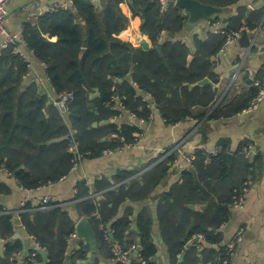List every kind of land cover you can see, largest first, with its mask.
Wrapping results in <instances>:
<instances>
[{"label":"trees","instance_id":"16d2710c","mask_svg":"<svg viewBox=\"0 0 264 264\" xmlns=\"http://www.w3.org/2000/svg\"><path fill=\"white\" fill-rule=\"evenodd\" d=\"M122 1L104 0V10H100L93 0H74L72 7L49 11L24 29V41L33 55L46 64L57 97L73 93L74 99L66 108L75 130L73 136L55 101L41 93L37 83L25 84L28 63L15 51V45L0 55V168L6 169L20 187L36 190L68 176L75 164L74 154L69 151L73 137L87 158L99 157L106 150L119 151L136 142V134L142 131L137 120L152 118V104L167 124H175L196 116L192 107H205L207 112L218 101L215 88L200 85L199 81L216 75L214 58L227 35L216 30H210L206 38L196 34L193 45L177 38L162 41L164 32L179 34L184 30L189 21L186 11L174 3L164 11L158 0H129L134 15L143 20L142 31L153 43L148 50L137 48L118 38L128 25V18L120 9ZM199 1L227 12L243 0ZM263 19L264 6L252 10L240 5L235 14L226 17L223 27L228 33H244L258 28ZM217 21L222 22L219 14L212 19ZM158 45L163 47L161 51L156 48ZM257 92L254 88L244 90L232 100H222L210 114L201 112L198 117L236 115ZM127 112L136 121L119 120ZM220 146L223 151L210 161L206 149H198L193 167L160 195L157 217L171 264H225L229 243L234 239L223 244L225 236L220 228L229 221L236 199L245 195L254 162L244 152L245 146L229 164V147L225 142ZM176 158L173 153L137 177H133L136 171H119L113 181L97 179L93 190L103 192L100 201L90 197L92 188L86 180L77 183L76 211L94 227L97 254H93L87 240L79 238L75 239L76 248L70 250L77 222L64 202L52 201L44 209H35L31 201L26 202L20 213L23 224L46 250L47 264H79L91 253L92 264H104L114 258L117 245L124 250L132 245L139 247V257L131 258L129 264L141 260L159 264L153 261L159 248L151 210L143 209L136 219L138 231L134 233L138 238L131 231L133 210L128 207L121 217L117 215L124 203L151 196L168 176ZM115 182L121 184L115 186ZM10 192L9 184L0 181V196ZM197 204L205 208L191 207ZM13 217L0 206V239L6 241L0 264H16V257L22 253L26 264H42L43 257L37 249L23 252L24 244L13 239ZM105 229L112 231L113 240ZM200 234L205 240L193 243L191 240ZM35 250L37 255L32 256Z\"/></svg>","mask_w":264,"mask_h":264},{"label":"crops","instance_id":"0c3cea01","mask_svg":"<svg viewBox=\"0 0 264 264\" xmlns=\"http://www.w3.org/2000/svg\"><path fill=\"white\" fill-rule=\"evenodd\" d=\"M33 2L35 4L32 6ZM73 3L74 0H12L8 4V27L18 35L19 50L28 53L29 59L33 64V69L30 72L28 70L24 76L25 84L27 85L31 82L37 83L41 93L47 94L52 100L58 97L52 88L50 77L47 74V66L45 63L40 62L26 44H24L23 32L28 24L35 23L40 16L49 12V8L53 6L72 7ZM93 4L100 10H104V0H93ZM240 5H246L254 10L263 7L264 0H243L238 5L232 6L229 11L221 12L219 14L222 20L221 26L224 25V20H226L228 15L237 12ZM120 9L128 18V25L118 34V38L124 42L131 43L137 48H143L141 42L146 38L151 44L150 48H152L153 43L148 34L142 31L143 20L140 16L134 15L129 0H123L120 3ZM214 16L199 22L189 20L181 33L177 34L173 32L176 34L175 36H171V32H164L162 41L177 38L193 45V37L196 34L202 38H206L210 30L215 31L217 26L212 22ZM247 31L252 40L250 48H242L236 41L225 51L219 55H215L216 75L211 78H204L209 79L211 83H201L204 79L199 81L200 85L210 84L215 88L219 97L216 104L207 112L205 107L194 106L192 109L196 116L175 124H167L155 105L152 118L149 121H143V119L137 120V124L142 131L136 134V145L121 149L113 154L85 158L76 170L73 169L61 181L36 190H27L20 187L18 181L11 177L6 169L0 168V181L8 183L11 187L9 194L0 196V206L14 215L15 232L13 239L20 240L24 244L23 252H29L32 249H37L39 246L36 240L28 233L22 221L20 209L25 199H28L34 205H38L40 200L47 196H50L54 201H62L78 223L81 217L76 211L75 203L79 199L75 197L77 194L76 186L80 180H86L90 184L92 188L90 190V197H96L97 201H100L103 198V192L93 190L97 179L108 178L113 181L119 171H136L137 173L133 177H137L160 162L163 159L162 154L167 150L174 149L176 151L182 148L187 153H191L204 148L207 152H211L218 148L222 142H225L229 147L230 153L234 154L232 161L229 160L228 156L229 164L233 163L236 156H238L239 150L241 148L243 150L245 146L248 147V157H250L254 164L249 173V183L244 195V206L237 207L233 204L229 221L220 228L225 236L223 244H228L230 240L235 239L238 231L242 230L243 239L239 242L236 254L233 256L230 264H264V100L257 110L240 112L228 118L209 119L208 116L204 118L198 117V114L201 112L210 114L224 99L232 100L244 90L249 88L256 89L254 80L264 67V19L258 28ZM2 39L3 36L0 35V42ZM236 73H238L237 78L234 77ZM119 81H122V79H119ZM142 94L143 96L147 95L146 92H142ZM146 97L149 96L147 95ZM61 110L66 123L71 129L70 134L73 136L75 130L72 129L67 109ZM126 118L135 120V116L128 112L125 117H120L119 120ZM95 123L98 126V122ZM192 167L193 162L189 163L187 160L179 159L174 163L164 182L153 191L151 196L142 201H128L119 209L118 217H121L128 207L133 210L132 218L134 222L131 231H133L134 238H138L134 231L137 230L136 219L139 213L143 209L148 208L151 210L154 218L153 234L159 248L156 256L159 264H171L169 252L164 243L157 217L160 195L165 191H169L175 182L181 180L183 172ZM128 180L124 182H128ZM120 184L114 183L115 186ZM191 207L199 210L205 208L202 204ZM204 240L205 236L200 234L196 235L191 241L193 243H201ZM76 246V241L70 239V250H74ZM133 254L134 252L131 253L130 259ZM1 256H5V250L4 255L1 254ZM68 256L70 257V255ZM183 256L184 254L180 255V260H182ZM15 261L16 264H26L24 253L18 255ZM92 262L93 254L91 253L87 260L81 261L79 264H92ZM104 264H116V261L114 258H111L110 261L104 262ZM200 264H203V262H200Z\"/></svg>","mask_w":264,"mask_h":264},{"label":"built area","instance_id":"2783aa9c","mask_svg":"<svg viewBox=\"0 0 264 264\" xmlns=\"http://www.w3.org/2000/svg\"><path fill=\"white\" fill-rule=\"evenodd\" d=\"M12 0H0V35L3 36L2 41L0 42V55L3 53V51L7 48H9L11 45H15V51L18 52L21 57L28 63V68H29V72L33 69V64L29 59V54L26 52H23L21 50H19L18 48V35L14 32H12L9 27H8V18H9V10H8V4L9 2H11ZM161 2L162 4V9L164 11L168 10L169 6L171 3H174V1L171 0H158ZM35 4V2L32 3V6ZM65 6H57V7H51L49 8L48 11H54L57 10L59 8H64ZM220 21L214 22V25L217 26V28L215 29L217 32L220 33H225L227 35V40L225 42V44L222 46V48L219 50V52L217 53V55H219L221 52L225 51L230 45L234 44L241 36H242V32L241 31H234V32H226L225 28L223 27V25H220ZM24 44L27 43L24 41ZM235 78L238 77V73L235 74L234 76ZM254 85L256 87V89L258 90L257 94L255 95V97L251 100V102L249 103V105L242 111V112H251V111H255L258 109V107L260 106L261 102L264 100V67L262 70V74L260 77H257L254 80ZM61 98L60 101H57V98L54 99L55 104H57L60 109L65 110L67 108V105L69 102H71L74 99L73 93H68L64 96L59 97ZM153 108L155 107V104H152ZM121 118L124 117V114H121L120 116ZM143 121H145L143 119ZM136 142H133L129 145H127L124 148H130L133 147L134 145H136ZM124 148H120L124 149ZM69 151L72 152L74 154V167L73 169L76 170L80 163L87 158L86 157V153L82 152L80 150L79 147V143L77 142V140L75 139V137L72 138V140L70 141L69 144ZM174 149H170L165 151L162 156L163 159L173 153H176L177 156V161L179 159H183V160H187L189 163H192L195 159H196V152H191V153H187L186 151H184L182 148L177 149L175 152ZM223 151V147L219 146L218 148H216L215 150L208 152L209 156H208V161H210L212 156H217L218 154H220ZM115 150H106L105 154H113L115 153ZM244 152L246 153L247 156H249V151H248V147L244 148ZM162 159V160H163ZM54 201L50 196L44 197L42 200H40L38 205H35V209H44L46 207H48L49 203ZM26 202H28V199H25L21 205V211L22 208L25 206ZM245 203V196L241 195L239 198L236 199L234 205L237 207H243ZM54 206H57L54 205ZM105 232L109 234L112 233V231L110 229H105ZM77 237V231H75L74 233H72L71 235V239H76ZM243 239V233L242 230L238 231V234L236 236V238L231 241L229 243L228 249H227V258L224 260V263H228V259L229 258H233V256L236 254V250H237V246L239 244V242H241ZM5 239H0V248L5 250ZM39 247V246H38ZM38 250V249H37ZM136 250H139V247H137L136 245H132L129 249L124 250L121 248V246H116L115 248V255H114V260L116 262L122 261L126 264H129L131 259H130V254ZM20 255V254H19ZM37 255V251H32V256H36ZM139 264H146L145 260H141L139 262Z\"/></svg>","mask_w":264,"mask_h":264},{"label":"water","instance_id":"95a60500","mask_svg":"<svg viewBox=\"0 0 264 264\" xmlns=\"http://www.w3.org/2000/svg\"><path fill=\"white\" fill-rule=\"evenodd\" d=\"M175 2V5L178 7L183 8L188 14H189V20L192 22H199L204 19H208L216 14H220L222 12V9L211 5V4H204L199 0H171ZM226 22V20H224ZM171 36H175L176 34L171 32ZM238 44L242 48H250L252 40L250 38V35L248 31H245L242 36L237 40ZM141 45L144 49H149L151 47V44L148 42L146 38L142 40ZM159 50L162 49L160 45L157 46ZM201 83H211L209 79H204L201 81ZM145 95V93H143ZM118 94H116L117 96ZM61 98H57V101H60ZM97 126V123L94 124ZM234 158V154H229V160L232 161ZM77 237L79 239L87 240L90 244V249L92 250L93 254L98 253V239L96 232L90 222V220L86 217L81 218L77 223ZM110 238L113 240L114 235L113 233L110 234ZM38 251L41 253L43 257V264H47V253L46 250L42 247H37ZM0 254L4 255V249L0 248ZM140 254L139 250L134 251L133 257H138ZM70 257L68 256V259ZM153 261H157V258L155 257Z\"/></svg>","mask_w":264,"mask_h":264}]
</instances>
